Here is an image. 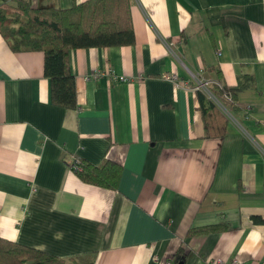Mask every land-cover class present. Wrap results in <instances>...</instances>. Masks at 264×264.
I'll use <instances>...</instances> for the list:
<instances>
[{
    "label": "crops",
    "instance_id": "obj_1",
    "mask_svg": "<svg viewBox=\"0 0 264 264\" xmlns=\"http://www.w3.org/2000/svg\"><path fill=\"white\" fill-rule=\"evenodd\" d=\"M132 16L134 44L71 51L75 109L51 102L44 53L0 33V237L80 263L264 264V0H132ZM241 75L228 120L205 116L197 86ZM77 158L119 163L118 189Z\"/></svg>",
    "mask_w": 264,
    "mask_h": 264
},
{
    "label": "trees",
    "instance_id": "obj_2",
    "mask_svg": "<svg viewBox=\"0 0 264 264\" xmlns=\"http://www.w3.org/2000/svg\"><path fill=\"white\" fill-rule=\"evenodd\" d=\"M0 33L13 51L35 50L44 53L45 76L50 83L51 102L67 109L78 106L77 82L72 70L70 53L74 49L127 46L135 43L132 0H86L69 8H36L29 0H2ZM247 75L239 77V85L228 89L219 79L213 89L198 88L201 108L206 116L211 111L228 120L220 111L234 107L237 94L251 87ZM226 105V106H225ZM76 165V168L74 167ZM72 168L86 183L117 190L123 167L106 160L100 165L77 158ZM254 222L263 223L259 216ZM229 228L227 223L193 227L188 235L206 234ZM184 260L183 251L176 254ZM0 264H94L63 259L19 242L0 237Z\"/></svg>",
    "mask_w": 264,
    "mask_h": 264
},
{
    "label": "built area",
    "instance_id": "obj_3",
    "mask_svg": "<svg viewBox=\"0 0 264 264\" xmlns=\"http://www.w3.org/2000/svg\"><path fill=\"white\" fill-rule=\"evenodd\" d=\"M95 75H98V74L95 73ZM121 79H124V77H121ZM207 85H208V83L200 84V85L197 86V89H198V88H205V89H207ZM74 167L76 168V165H74ZM167 264H171V263L168 262ZM217 264H221V261H218ZM237 264H239V263H237Z\"/></svg>",
    "mask_w": 264,
    "mask_h": 264
},
{
    "label": "rangeland",
    "instance_id": "obj_4",
    "mask_svg": "<svg viewBox=\"0 0 264 264\" xmlns=\"http://www.w3.org/2000/svg\"><path fill=\"white\" fill-rule=\"evenodd\" d=\"M205 89V88H204Z\"/></svg>",
    "mask_w": 264,
    "mask_h": 264
}]
</instances>
